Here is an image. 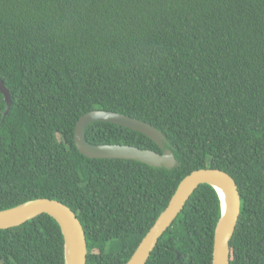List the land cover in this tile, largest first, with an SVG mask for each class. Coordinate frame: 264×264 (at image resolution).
Wrapping results in <instances>:
<instances>
[{
	"label": "trees",
	"instance_id": "16d2710c",
	"mask_svg": "<svg viewBox=\"0 0 264 264\" xmlns=\"http://www.w3.org/2000/svg\"><path fill=\"white\" fill-rule=\"evenodd\" d=\"M0 211L36 199L70 207L87 264H127L184 179L230 175L242 207L231 264H264V0H0ZM103 111L162 132L179 166L90 160L78 122ZM94 146L163 155L97 123ZM221 202L201 186L147 264H213ZM0 264H64L55 220L0 230Z\"/></svg>",
	"mask_w": 264,
	"mask_h": 264
},
{
	"label": "water",
	"instance_id": "95a60500",
	"mask_svg": "<svg viewBox=\"0 0 264 264\" xmlns=\"http://www.w3.org/2000/svg\"><path fill=\"white\" fill-rule=\"evenodd\" d=\"M0 92L6 102L5 117L12 106L10 90L0 79ZM102 123L127 128L153 141L164 153L144 151L127 146H94L87 141L90 126ZM75 143L79 153L90 160L136 162L155 169L175 170L178 162L162 132L151 125L130 117L103 111L92 112L83 117L75 130ZM213 188L221 202V217L215 228L213 264H231V241L241 216V193L235 180L218 170H200L182 181L168 207L157 219L127 264H147L161 237L182 213L192 195L201 187ZM48 215L60 228L63 238L64 264H87L88 243L84 227L78 215L62 202L51 199H36L17 207L0 211V230L19 227L37 218Z\"/></svg>",
	"mask_w": 264,
	"mask_h": 264
},
{
	"label": "clouds",
	"instance_id": "9594fccd",
	"mask_svg": "<svg viewBox=\"0 0 264 264\" xmlns=\"http://www.w3.org/2000/svg\"><path fill=\"white\" fill-rule=\"evenodd\" d=\"M171 151V150H170ZM174 154V153H173ZM178 162V161H177ZM178 166H179V163H178Z\"/></svg>",
	"mask_w": 264,
	"mask_h": 264
}]
</instances>
